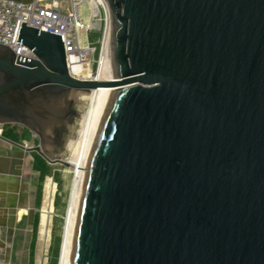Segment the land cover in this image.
I'll list each match as a JSON object with an SVG mask.
<instances>
[{"label": "water", "instance_id": "95a60500", "mask_svg": "<svg viewBox=\"0 0 264 264\" xmlns=\"http://www.w3.org/2000/svg\"><path fill=\"white\" fill-rule=\"evenodd\" d=\"M100 1L112 80L72 77L61 38L26 24L33 58L0 44V125L48 161L78 96L114 88L71 264H264V0Z\"/></svg>", "mask_w": 264, "mask_h": 264}, {"label": "rangeland", "instance_id": "374dc122", "mask_svg": "<svg viewBox=\"0 0 264 264\" xmlns=\"http://www.w3.org/2000/svg\"><path fill=\"white\" fill-rule=\"evenodd\" d=\"M79 15L84 25L93 23L95 27V31H79L81 46L98 49L99 39L104 27L103 21L100 17L92 19V6L88 2L79 5ZM94 58H96V54L93 57L91 56L90 60ZM90 65L95 67L93 60ZM89 108L90 101L85 98L81 100L78 97L75 104L78 115L73 117L66 129L62 131L58 143L46 147L48 152H45V156L49 157L50 161L42 157L50 166V174L45 178L40 205L35 207V213L39 214V225L32 250L34 264H60L66 216L74 183V171L70 165L51 161L68 162L72 157V145L76 144L80 138L83 117ZM0 136L11 139L23 146L25 141L29 147L35 148L39 145V139L35 134L17 124L0 125ZM36 154V152L32 153L33 158ZM33 171L39 181V172L35 169Z\"/></svg>", "mask_w": 264, "mask_h": 264}, {"label": "built area", "instance_id": "2783aa9c", "mask_svg": "<svg viewBox=\"0 0 264 264\" xmlns=\"http://www.w3.org/2000/svg\"><path fill=\"white\" fill-rule=\"evenodd\" d=\"M88 2L92 6V19L100 17L103 21L102 35L98 49L82 47L79 31H95L93 23L84 25L79 15V5ZM23 24L39 31L58 35L64 45L66 62L72 77L86 81H100L99 70L105 64L103 60V44L110 20L100 0H34L22 3L15 0H0V44L13 50L21 60L33 58V53L22 45L19 39ZM95 67L90 64V57ZM78 68V69H77ZM36 139L37 137L34 136ZM24 147L31 148L24 142ZM0 264H6L0 253Z\"/></svg>", "mask_w": 264, "mask_h": 264}, {"label": "crops", "instance_id": "0c3cea01", "mask_svg": "<svg viewBox=\"0 0 264 264\" xmlns=\"http://www.w3.org/2000/svg\"><path fill=\"white\" fill-rule=\"evenodd\" d=\"M32 153L0 136V253L6 264H29L38 185Z\"/></svg>", "mask_w": 264, "mask_h": 264}, {"label": "bare ground", "instance_id": "6f19581e", "mask_svg": "<svg viewBox=\"0 0 264 264\" xmlns=\"http://www.w3.org/2000/svg\"><path fill=\"white\" fill-rule=\"evenodd\" d=\"M112 79L113 78H111L107 71L106 64L102 65L99 70V80L108 81ZM112 89L114 88L102 87L93 90L90 94L78 96L81 100L83 98L88 99L90 101V108L83 117L80 138L76 144L72 145L73 155L68 160L69 165L74 171V183L66 216V226L63 235L60 264H71L73 238L86 170L88 168L92 149L100 128L105 98L108 91Z\"/></svg>", "mask_w": 264, "mask_h": 264}, {"label": "trees", "instance_id": "16d2710c", "mask_svg": "<svg viewBox=\"0 0 264 264\" xmlns=\"http://www.w3.org/2000/svg\"><path fill=\"white\" fill-rule=\"evenodd\" d=\"M33 169L39 172V181H38V188H37V197H36V206L40 205L41 198H42V190L45 182V178L50 174V166L45 159L42 158L40 154H36L35 158H33ZM39 225V214L36 213L34 216L33 222V234H32V241L30 244V259L29 264H34L33 261V248L35 244V238L38 231Z\"/></svg>", "mask_w": 264, "mask_h": 264}, {"label": "flooded vegetation", "instance_id": "af4514ba", "mask_svg": "<svg viewBox=\"0 0 264 264\" xmlns=\"http://www.w3.org/2000/svg\"><path fill=\"white\" fill-rule=\"evenodd\" d=\"M31 148H34V147H31ZM31 148H29V149H31Z\"/></svg>", "mask_w": 264, "mask_h": 264}]
</instances>
